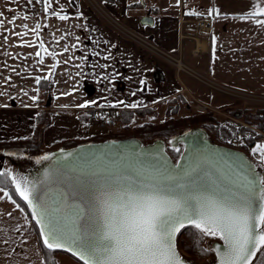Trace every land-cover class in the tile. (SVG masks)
Segmentation results:
<instances>
[{
	"label": "crops",
	"instance_id": "obj_1",
	"mask_svg": "<svg viewBox=\"0 0 264 264\" xmlns=\"http://www.w3.org/2000/svg\"><path fill=\"white\" fill-rule=\"evenodd\" d=\"M257 8H264V0H0V141L34 136L45 111L50 119L42 138L49 146L96 135L87 124L93 111L156 107L155 116L178 99L177 117L192 113L194 100L220 116L237 104L236 98L222 104L212 92L226 94L146 51L115 22L180 56L206 81L264 95V24L258 23L264 14L248 15ZM181 14L210 20L211 31L181 39ZM145 17L152 22L143 23ZM42 81L48 87L42 89ZM253 145L247 150L254 151Z\"/></svg>",
	"mask_w": 264,
	"mask_h": 264
},
{
	"label": "snow or ice",
	"instance_id": "obj_2",
	"mask_svg": "<svg viewBox=\"0 0 264 264\" xmlns=\"http://www.w3.org/2000/svg\"><path fill=\"white\" fill-rule=\"evenodd\" d=\"M256 14H264V8L248 15ZM39 29L36 24L32 31L38 35ZM254 152L264 156V145L258 144ZM234 176V187L223 192L173 183L175 177L163 173L126 183L113 176L92 191L91 209L75 205L70 214L59 206L36 203L40 196L35 185L29 187L24 178L16 181V190L33 207L44 245L74 248L84 264H183L175 240L186 224L204 235L219 236L226 246L220 264H252L264 246V179L242 171Z\"/></svg>",
	"mask_w": 264,
	"mask_h": 264
},
{
	"label": "water",
	"instance_id": "obj_3",
	"mask_svg": "<svg viewBox=\"0 0 264 264\" xmlns=\"http://www.w3.org/2000/svg\"><path fill=\"white\" fill-rule=\"evenodd\" d=\"M142 22L149 23L152 19L145 17ZM169 149L181 150L179 157L174 159ZM241 171L250 178L264 179V171L245 151L217 143L205 128L196 126L171 137L168 143L163 138L144 142L138 137H129L53 150L33 162L24 173V179L29 187L35 185L40 196L36 203L59 206L70 214L75 205L91 209L94 205L92 191L113 176L123 177L122 182L126 183L163 173L175 177L173 183L186 182L193 187L223 192L234 187V173ZM25 202L33 215V207ZM33 218L36 221L34 215ZM37 226L41 233V225ZM180 233L175 243L183 264H200L180 251ZM211 248L215 256L209 264H220L221 253L226 249L224 242L219 238ZM262 248L252 258V264ZM55 250L67 252L84 263L74 254V248Z\"/></svg>",
	"mask_w": 264,
	"mask_h": 264
},
{
	"label": "rangeland",
	"instance_id": "obj_4",
	"mask_svg": "<svg viewBox=\"0 0 264 264\" xmlns=\"http://www.w3.org/2000/svg\"><path fill=\"white\" fill-rule=\"evenodd\" d=\"M195 84H197L199 87H203L204 91L210 92V90L207 87L199 83H195ZM214 92H212L213 97H215L217 100L222 101V104L225 103L231 104V102L229 101L235 99L233 97L222 95L218 92L216 93ZM236 103L237 104L233 106L234 109L233 108L231 109V110H235L234 112H230V110L228 109L224 111V113L226 115H235L237 110L236 108L239 105L238 103H240L241 106H243L244 108L245 107L249 108L251 109V111L250 110L246 111L247 113L244 114V117H242L240 113L237 112L239 113L238 118L241 121L250 124L254 128L259 129L254 123L247 121L246 117L248 114L251 115V113L255 112L257 107H264V103L262 104L256 101H244L243 99L240 98L236 99ZM194 104L196 103H193L192 105L194 106ZM221 107L222 106H220V108ZM163 109L161 108L158 114H156L155 116L149 115L143 118L142 117L134 118L133 121L127 125L119 120L117 127L114 129H109L107 127H104L100 125L96 120L87 124H90L92 131H95L96 135L101 133H108V132H111V134H118L122 131V132H127L129 136L138 137L142 139L144 142H149L152 141V139L149 140L148 138L149 135H147V131H145V129H142V127L145 124H161L167 121V119L172 118L170 117V115L172 116V114L169 113L170 108L166 110V113L163 112ZM193 109L190 111L192 112L190 114L201 113ZM183 112H186V108L183 109ZM176 118L179 117L176 116ZM219 120L221 126L218 127L217 131H214L213 129H209L208 127L206 128L204 127L210 133L211 137L220 144L229 145V146L232 145L239 149L244 148V146H238L235 144L233 136L231 135L230 132V128L225 127V124H227L226 121H228L227 117L224 115H220ZM163 139L166 141V143H168L170 138H163ZM248 141L249 144L247 142L246 145L252 146L253 144H255L254 145L255 146L254 149H255L258 144L264 145V136L261 134L259 135L258 131L253 130L248 135ZM246 151L252 157V159L259 165V167L264 171V165L263 162L261 161V157L258 155V152H254L249 149ZM3 157L4 159H6L5 165L7 166L0 169H7L8 171H10L15 184L16 181H19L21 178H24V173L26 172L27 168L37 160L36 156H34L33 154H27L24 153L23 151L22 152L0 151V167H3L1 166ZM2 192H3L2 193L3 198L1 200V203L4 206V210L0 211V264H46L45 260L43 261V254L40 250V245H38L39 242L37 241L38 235L34 229L33 224L31 223L29 216L21 207H19L15 202H13L10 199V196L7 191L2 190ZM188 239L189 238L186 237L185 240ZM217 240H219L218 236L205 235V239L202 245L206 250L211 251V253L208 255H202V254L190 255L181 250L180 251L184 256H186L188 259L192 261H196L200 264H209L215 256L214 250L211 248V245L214 241ZM56 258L58 264H81L69 254L63 252L58 253L56 255Z\"/></svg>",
	"mask_w": 264,
	"mask_h": 264
},
{
	"label": "trees",
	"instance_id": "obj_5",
	"mask_svg": "<svg viewBox=\"0 0 264 264\" xmlns=\"http://www.w3.org/2000/svg\"><path fill=\"white\" fill-rule=\"evenodd\" d=\"M40 87L46 88L48 87L47 82H41ZM238 107L236 108V112H239L242 117H244V114L247 113L246 111H251L249 108H244L241 106L240 103H238ZM170 108V109H169ZM233 107L229 108L230 112H234L235 110H231ZM244 108V109H243ZM170 115V119H167V121L161 123V124H145L142 129H145L147 131V135L149 140H153L156 138H171L175 134H178L186 129L200 126V127H208L209 129H213L214 131H217L218 127L221 126L219 115L215 112L208 111L205 113H199V114H189L187 116L176 118L177 114L179 113L180 106L178 104V99H172L170 100V105L168 107ZM234 109V108H233ZM156 107H148L138 110H128L125 109L120 112V121L125 123L126 125L133 121L135 117H146L149 115H153L156 112ZM171 110V112H170ZM104 111V110H103ZM95 111L92 112V115L94 116ZM50 119V111H45L43 114H40L39 116V125L36 130V134L34 136L29 137L27 139H21V140H14V141H0V151L1 152H11V151H23L27 154H33L36 156V159L40 158L42 155L51 152L53 150L62 149V148H69L76 146L81 143L85 142H98V141H104L109 139L119 140L124 138H129L133 136H129L127 132H120L118 134H111V132L108 133H101L92 136L89 139H63L54 142L51 145H46L42 138V129L43 126H47ZM94 119V118H93ZM246 120L249 122L254 123L262 132H264V107H257L255 112L248 114L246 117ZM125 131V130H124ZM225 132V130H224ZM127 134V135H126ZM260 135V134H259ZM248 144L249 141L247 140ZM244 151L247 150V146H244L242 148ZM171 155L174 157V159H177L180 155L181 150H174L169 149ZM0 187L7 190L12 200L21 207L29 216L31 223L34 226V229L38 235V240L40 243V246L42 248L44 260L46 264H58L56 255L60 252L67 253L60 250L55 249H48L44 243L43 239L41 237L40 230L37 226L36 221L33 218V215L23 199V197L19 194V192L16 190V184L13 180V177L7 169H0ZM189 238L188 240H185ZM205 239V235L201 233L198 229H196L194 226H187L185 227L180 235H179V242L178 246L181 251L188 253L190 255H208L211 253L210 250H206L202 243ZM69 254V253H67ZM72 256L71 254H69ZM76 261L80 262L81 264H84L74 256H72ZM254 264H264V246L258 255L256 261Z\"/></svg>",
	"mask_w": 264,
	"mask_h": 264
},
{
	"label": "built area",
	"instance_id": "obj_6",
	"mask_svg": "<svg viewBox=\"0 0 264 264\" xmlns=\"http://www.w3.org/2000/svg\"><path fill=\"white\" fill-rule=\"evenodd\" d=\"M188 0H180V4L183 5ZM113 23V22H112ZM115 24L121 32L131 37L134 41H136L141 47H143L146 51L157 55L174 66H176L178 71H186L189 73H192L196 77H198L200 80L206 82L209 86L212 88L220 91L221 93H224L226 95H229L231 97H234L236 99L240 98L244 101H256L259 103H264V95L263 94H255L250 92H244L237 89L229 88L226 86H223L221 84H218L213 81H206L204 78L200 77L198 74L193 73L191 68H189L182 60L180 56H176L160 47H158L155 43H153L150 38L139 35L137 33H134L130 31L129 29L123 27L122 25L118 24L117 22L113 23ZM211 21L205 18H190L187 17L184 14L180 15V37L181 39L185 38H191L194 40H197L199 36L202 34L209 33L211 31ZM195 54H198V52H194ZM194 109L198 112L205 113L208 111H211L210 107L198 102L197 100H194ZM227 117V124H225V127L230 128L231 135L233 136V139L235 141V144L238 146H246L248 135L251 131H258L259 134L264 136V133L257 128H254L248 123H245L241 121L238 118V115H226ZM94 119L102 126L107 127L109 129H114L117 127L119 120H120V112L116 110L106 109L104 111L98 112L94 115ZM254 146V145H253ZM258 155L261 157V161L264 165V156L260 152H258Z\"/></svg>",
	"mask_w": 264,
	"mask_h": 264
},
{
	"label": "flooded vegetation",
	"instance_id": "obj_7",
	"mask_svg": "<svg viewBox=\"0 0 264 264\" xmlns=\"http://www.w3.org/2000/svg\"><path fill=\"white\" fill-rule=\"evenodd\" d=\"M213 139V138H212ZM215 141V139H213Z\"/></svg>",
	"mask_w": 264,
	"mask_h": 264
}]
</instances>
